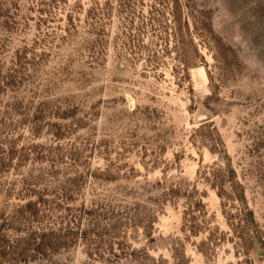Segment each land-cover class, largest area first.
<instances>
[{
  "label": "rangeland",
  "instance_id": "rangeland-1",
  "mask_svg": "<svg viewBox=\"0 0 264 264\" xmlns=\"http://www.w3.org/2000/svg\"><path fill=\"white\" fill-rule=\"evenodd\" d=\"M0 264H264V0H0Z\"/></svg>",
  "mask_w": 264,
  "mask_h": 264
}]
</instances>
